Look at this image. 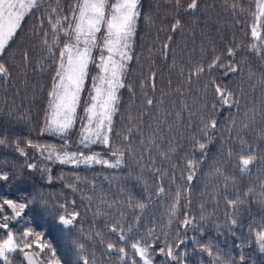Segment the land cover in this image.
<instances>
[{
    "label": "trees",
    "instance_id": "trees-1",
    "mask_svg": "<svg viewBox=\"0 0 264 264\" xmlns=\"http://www.w3.org/2000/svg\"><path fill=\"white\" fill-rule=\"evenodd\" d=\"M77 2L41 0L39 9L25 18L0 56V63L10 71L7 79L0 76V139L5 141L0 144V172L8 175L7 181H0V200L29 204L18 224L40 233L42 242H49L55 250L60 264H82L79 244L84 245L83 256L89 264H127V259L122 261L117 252H109L106 247L108 243L122 246L118 236L109 231L116 222L125 231L131 225L130 235L138 232L149 240L148 230L152 229L160 238L156 249L167 240L177 254L183 253L177 262L157 252L155 264H214L203 246L210 247L213 256L219 255L226 264H264V252L255 242V232L264 223V49L259 55L251 50L254 41L249 26L253 23L254 0H199L193 12L177 10L175 0H140L133 59L125 81L131 90H120L112 133L115 145L124 148L121 137L131 128L133 154L126 151L123 166L116 169L61 163L46 157L47 151L26 146L31 141L48 149L89 153L79 141L91 78L97 73L95 67L89 68L75 126L65 135L45 131L58 59L55 48L50 53L43 43L45 33L50 45L53 41L47 21L49 16L55 19L57 15H70ZM181 3L186 6L187 0ZM177 18L182 27L173 32ZM228 48L235 49L234 57L227 55ZM216 56L225 65L234 64L238 71L226 74V68L218 67L193 77L189 83L187 74L192 67H206ZM152 72L156 73L155 90L149 86L141 89V82H146ZM212 81L234 93L239 108L220 103ZM146 98L153 99V106L146 105ZM210 119L216 120L217 127L210 130L209 142L201 128ZM192 136L206 142L203 156L198 151L193 155ZM137 137L144 139L143 146ZM149 137H155L160 152L175 148L170 159L162 160ZM241 140L256 154V161L245 173L239 168ZM17 141L26 156L17 151ZM93 150L112 156L104 145ZM149 155L154 164L149 162ZM192 158L202 162L188 184L179 174H187L184 161ZM28 164L36 167L30 169ZM153 167L166 173L162 178L165 193L159 197L156 193L161 178L151 170ZM217 168L229 177L227 186L224 178L215 173ZM173 171L177 174L175 183L171 181ZM177 188L179 205L176 216L171 218ZM226 199L238 200L235 208H230ZM137 203L145 204L142 212ZM62 204L66 211L61 209ZM73 208L79 216L76 224L66 229L58 219ZM185 212L196 218L195 228H181ZM5 213L11 215L7 209ZM232 219H236L235 225ZM181 239L185 242L176 248Z\"/></svg>",
    "mask_w": 264,
    "mask_h": 264
},
{
    "label": "snow or ice",
    "instance_id": "snow-or-ice-1",
    "mask_svg": "<svg viewBox=\"0 0 264 264\" xmlns=\"http://www.w3.org/2000/svg\"><path fill=\"white\" fill-rule=\"evenodd\" d=\"M41 0H0V56H3L10 41L13 40L17 31L26 17L33 10H38ZM140 0H78L73 5L70 15L60 17L52 16L48 18V24L52 29L53 41L48 43L47 33H45L44 45L52 53L53 49L58 52L56 59L55 76L51 91L49 92L48 113L46 115L45 131L54 134H66L77 123V112L81 102V96L84 92L85 84L89 79L90 66L97 69L95 76L91 78V87L88 95V101L83 109V119L81 120V141L85 147L91 144H102L111 152L114 159L108 160L98 158L96 155L85 156L84 153H54L48 150V147H40L33 145L31 141L26 142L27 147H33L42 153L48 151V158L52 159L55 156L61 163H70L79 165L81 162L85 164L99 163L105 167L116 169L123 166L125 152L132 155V130L129 128L126 134L121 137V143L126 147H117L112 141L113 133V118L119 111L121 97L120 90L129 87L126 84V76L128 73L129 63L133 59V40L136 34L137 22L140 16ZM199 0H187V4L182 5L181 0H175L177 10L183 8L185 11L193 12L198 8ZM255 11L251 13L253 23L249 26V31L252 40L251 50L260 54V50L264 49V0H254ZM235 10L236 5H231ZM52 13H56V9H51ZM44 21L40 22V30L43 32ZM181 21L177 18L172 25V31L175 32L181 28ZM61 36L63 41H61ZM170 39V38H169ZM258 42V43H257ZM168 44L163 45L165 57L167 56ZM227 55L234 57L236 55L234 48H228ZM27 58V57H26ZM226 68V74L238 71V68L229 62L223 64L219 56L205 65L196 64L189 71L188 81L191 82L193 77L199 78L205 71L211 72L215 68ZM183 72V69L181 70ZM0 76L6 79L10 76L9 68L0 63ZM146 86L155 90L156 73L152 72L148 80L141 82V89ZM212 87L223 105L228 108L234 105L239 108V100L231 91L222 88L215 81H212ZM147 97V93H145ZM145 103L151 107L154 104L153 99L146 98ZM215 109V105H213ZM131 124V120H130ZM217 122L215 119H210L203 123L201 132L207 141H211L209 135L210 130L216 129ZM247 127V125H244ZM159 129L157 128V131ZM140 144L144 145V139L137 137ZM193 155L199 152L202 156L205 154L206 142H201L200 138L192 136ZM158 155L162 160L170 159V153L175 151V148L170 147L168 152H160L159 145L156 144L155 137L148 138ZM5 141L0 139V144ZM17 151L21 155H27L16 142ZM146 151H150L145 148ZM231 150L228 151V156L231 157ZM148 160L154 164L152 156L149 155ZM256 161V154L250 146H245L241 140V153L239 155V168L241 173L249 171V165ZM202 161L195 158L186 159L184 161L185 171L181 172L180 178L191 184L199 164ZM35 164H28V168H35ZM176 165H173L175 169ZM155 173H159L161 178L160 186L156 195L162 196L165 193L162 178L166 174L159 168L151 169ZM215 173L224 178L225 186L229 181L224 172L217 168ZM176 172L173 171L171 176L172 183H175ZM8 175L5 172H0V181H7ZM180 189H176L175 201L171 206V218L176 216L177 207L179 205ZM230 208H235L238 200H225ZM74 204L75 202L72 201ZM29 207L28 203L17 202L13 199L0 200V264H13L12 257L20 253L27 264H60L55 255V250L51 248L47 241L42 242L40 233H35L31 227L24 228L20 233L13 231L10 226V221H16L22 217L25 209ZM111 207V205H109ZM131 207V205H129ZM136 207L143 211L144 203H137ZM5 209L11 214L5 213ZM61 209L66 211L65 205H61ZM79 213L73 210L67 215H60L58 223L69 229L77 222ZM170 218V222H171ZM195 217H191L185 212L181 221V228H195ZM203 219V217H201ZM139 217L136 218L138 222ZM232 225L236 224V219H232ZM259 230L255 232V242L259 245L261 252H264V223L258 226ZM109 231L118 236L122 242V246L117 247L113 243L106 245L109 252H117L122 261L127 259V264H137V257L140 264H155V255L158 254L170 258L172 261L180 262L183 253L177 254L174 251V246L164 241V246L156 249V241L160 238L156 236L152 229L148 230V236L151 240L140 235L138 232L135 236L130 235L133 228L128 226L127 231L119 222L113 223L109 227ZM97 235H99L97 233ZM184 240H178L175 247L178 248L183 244ZM47 249V252L45 251ZM80 259L82 264H89L86 257L83 256L84 245L79 244ZM155 249V251H153ZM131 251V256L129 255ZM202 250L207 252L208 256L213 259L214 264H226L219 256H213L212 249L208 246H203ZM241 262L244 256H240Z\"/></svg>",
    "mask_w": 264,
    "mask_h": 264
},
{
    "label": "rangeland",
    "instance_id": "rangeland-1",
    "mask_svg": "<svg viewBox=\"0 0 264 264\" xmlns=\"http://www.w3.org/2000/svg\"><path fill=\"white\" fill-rule=\"evenodd\" d=\"M71 130V129H70ZM69 130V131H70ZM68 131V132H69ZM67 132V133H68ZM66 133V134H67ZM57 135H65V134H57ZM80 141H81V134H80ZM79 141V142H80ZM81 144V143H80ZM100 145H102V144H99V143H96V144H91V145H89L88 147H85L84 145H82L81 144V146L82 147H84L85 149H86V151H88L89 153H85V152H83L84 153V155L85 156H90V155H96L98 158H103V159H108V160H112V159H114V157H112V156H106V155H102V154H100V153H98V152H96V151H94L93 149L95 148V147H97V146H100ZM49 151H52V152H54V153H60L61 154V157H62V154L64 153V152H68V153H76V154H79V153H81V152H77V151H59V150H54V149H48ZM91 151V152H90ZM48 152V151H47ZM48 154V153H47ZM46 157H48V156H46ZM53 158L54 159H56L57 161H59L60 162V160L59 159H57L55 156H53ZM69 164V163H68ZM79 165H82V166H84V167H105L104 165H102V164H99V163H89V164H85V163H83V162H81ZM106 168H108V167H106ZM8 211V210H7ZM10 226L12 227V229H13V231L14 232H16V233H20L24 228L23 227H21V225L20 224H18L16 227H13L12 226V224H11V222H10ZM2 235H3V233H2ZM1 236V235H0ZM13 264H15V263H13Z\"/></svg>",
    "mask_w": 264,
    "mask_h": 264
},
{
    "label": "flooded vegetation",
    "instance_id": "flooded-vegetation-1",
    "mask_svg": "<svg viewBox=\"0 0 264 264\" xmlns=\"http://www.w3.org/2000/svg\"><path fill=\"white\" fill-rule=\"evenodd\" d=\"M13 225H14L13 227H16L18 225V222L14 223ZM0 235L2 236V232H0ZM12 262L15 264H26L22 254L20 253H17L12 257Z\"/></svg>",
    "mask_w": 264,
    "mask_h": 264
},
{
    "label": "water",
    "instance_id": "water-1",
    "mask_svg": "<svg viewBox=\"0 0 264 264\" xmlns=\"http://www.w3.org/2000/svg\"><path fill=\"white\" fill-rule=\"evenodd\" d=\"M19 220H20V218H18L16 221H13V223H17ZM26 264H27V262H26Z\"/></svg>",
    "mask_w": 264,
    "mask_h": 264
}]
</instances>
